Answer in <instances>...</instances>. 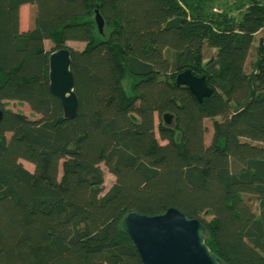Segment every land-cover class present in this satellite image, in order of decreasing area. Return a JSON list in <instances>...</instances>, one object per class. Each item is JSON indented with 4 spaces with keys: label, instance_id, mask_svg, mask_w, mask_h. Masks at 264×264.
Segmentation results:
<instances>
[{
    "label": "trees",
    "instance_id": "1",
    "mask_svg": "<svg viewBox=\"0 0 264 264\" xmlns=\"http://www.w3.org/2000/svg\"><path fill=\"white\" fill-rule=\"evenodd\" d=\"M26 5L35 27L22 32ZM263 31L264 0H0V264H143L125 218L171 208L201 221L222 264H264ZM61 49L73 120L50 90ZM185 71L212 96L178 85Z\"/></svg>",
    "mask_w": 264,
    "mask_h": 264
},
{
    "label": "water",
    "instance_id": "2",
    "mask_svg": "<svg viewBox=\"0 0 264 264\" xmlns=\"http://www.w3.org/2000/svg\"><path fill=\"white\" fill-rule=\"evenodd\" d=\"M95 19L99 33L103 34L105 20L98 10ZM49 63L50 90L60 99L65 118L73 120L78 116L79 99L71 70V52L61 49L51 54ZM176 83L187 87L200 103L214 93L204 77H196L191 71L179 74ZM3 118L0 103V123ZM164 120L166 125H174L172 116L166 114ZM124 230L134 242L143 264H222L206 245L207 233L201 221L189 219L176 208L158 216L130 213L125 218Z\"/></svg>",
    "mask_w": 264,
    "mask_h": 264
},
{
    "label": "rangeland",
    "instance_id": "3",
    "mask_svg": "<svg viewBox=\"0 0 264 264\" xmlns=\"http://www.w3.org/2000/svg\"><path fill=\"white\" fill-rule=\"evenodd\" d=\"M231 2H234V0H231ZM36 13H37V8L36 6L34 5H26V6H23L20 10V30L22 32L24 31H29L31 29H33L35 27V18H36ZM264 37V31L259 33L257 36H256V41H255V44H254V48H256L259 44V41L261 38ZM70 48L74 49V50H77V51H81L85 48V44L84 43H76V42H71L69 44H67ZM45 46H46V50L47 51H51L54 47L53 43H51L50 41H47L45 43ZM213 54V51H208L207 52V56H211ZM254 53L252 54L250 60H249V63H248V66H247V72L250 73L252 71V62L255 60V57H254ZM5 106H6V109L8 110H12L14 112H21V113H24L27 117H29L30 119H36V118H39V116H37L36 114H34L30 107L27 105V104H21V103H18V102H15V101H12V102H5ZM157 126L159 125L160 123V119L157 118ZM205 126L207 128V133H206V136H205V141H206V144L209 145L212 141V137H213V122L212 120L208 119L205 121ZM164 144V142H161ZM24 164V166L30 170L31 172H34V166L28 162H25L23 161L22 162ZM102 170L104 172V175H105V186H104V190H105V193L108 192L112 186L115 184L116 182V179L115 177L109 173L108 169L102 165ZM209 219V218H208Z\"/></svg>",
    "mask_w": 264,
    "mask_h": 264
},
{
    "label": "crops",
    "instance_id": "4",
    "mask_svg": "<svg viewBox=\"0 0 264 264\" xmlns=\"http://www.w3.org/2000/svg\"><path fill=\"white\" fill-rule=\"evenodd\" d=\"M69 43H71V42H68L67 44H69ZM76 43H78V42H76Z\"/></svg>",
    "mask_w": 264,
    "mask_h": 264
}]
</instances>
